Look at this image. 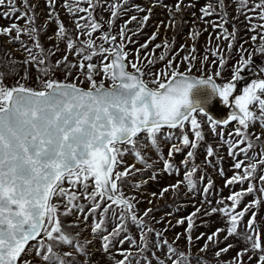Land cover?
I'll return each mask as SVG.
<instances>
[{
	"label": "snow or ice",
	"instance_id": "6c2138e0",
	"mask_svg": "<svg viewBox=\"0 0 264 264\" xmlns=\"http://www.w3.org/2000/svg\"><path fill=\"white\" fill-rule=\"evenodd\" d=\"M199 3L44 0L45 19L38 24V4L0 0V18L10 21L0 25L5 38L0 45V264H209V252L214 264H264V230L256 211L264 207V79L234 95L252 57L264 55V0H205L199 15L191 12V45L176 48L175 35H162L161 29L186 23L182 14ZM157 7L168 19L158 21L141 43ZM240 16L256 47L249 52L244 40L230 77H223L227 60L221 44L227 41L231 51L237 39L233 21ZM197 22L204 27L196 28ZM51 24L55 28L47 35ZM209 28L201 55L196 44ZM5 45H17L22 59L13 58ZM216 97L233 108L226 119L208 111ZM233 122L225 138L223 128ZM205 127L219 138L215 147L207 142ZM224 147L233 159L231 177L218 167ZM208 167L225 178V187L247 183V188L213 204ZM166 176L175 182L147 190ZM181 194L194 210L158 217L169 197ZM247 196L252 199L241 207ZM215 215L224 226L194 237ZM178 227L183 231L169 240L167 234ZM230 251L235 255L222 259Z\"/></svg>",
	"mask_w": 264,
	"mask_h": 264
},
{
	"label": "rangeland",
	"instance_id": "374dc122",
	"mask_svg": "<svg viewBox=\"0 0 264 264\" xmlns=\"http://www.w3.org/2000/svg\"><path fill=\"white\" fill-rule=\"evenodd\" d=\"M138 2H139V0H138ZM164 2L167 4H173L175 2V0H164ZM204 2H205V0H200V3L197 4L196 9H191V10L186 9L185 10V12L182 14V18H183V21H186V23H178L174 30H167L166 31L163 28L161 29L162 35H164L166 33L169 38H171L173 35H175V38H176L175 47L176 48H179V46L183 43H188L189 45H191L192 41L188 39L189 30H190V28L193 27V25L191 23V21H192L191 12L197 11V15H199L198 8L201 5H203ZM30 3L38 4L36 11L38 13H40V15H39L37 23L38 24L43 23L44 19H45V14H46V8L44 5V0H30ZM229 11L231 12V9H229ZM103 15L105 17H107V13H104ZM232 15H237V14L232 13ZM61 18L64 20L67 27H69L70 29L73 27L72 24L69 23L68 17L66 15H64L62 13ZM167 19H168V13L165 9L160 8V7L155 8L153 18L149 22V25L144 30L145 34L139 38L140 42L143 43L146 36L151 34V32L154 30L153 26L158 21H160V20L167 21ZM177 20L178 21L181 20V14H177ZM9 23H10L9 20H5V19L0 18V25H7ZM20 23L23 24V21H20ZM233 23L235 24V27L237 29V39L233 44V48L229 52L227 50V41H223L221 44V46L225 49V51L222 54L225 56V58L227 60L226 68L222 72L223 77H230V75H231L230 69L240 59L241 53L239 51V48H240V45L243 43L244 40H248V43L244 44L243 46H244V48L248 49L249 52H253L255 50V47H256V45H254L250 40V37L254 33L246 30V26H247L248 22L244 19V17L240 16L239 19L234 20ZM254 23H258V21H254ZM195 27L198 29H202L204 26L200 22H197ZM54 28H55L54 24L49 25L47 35H51ZM231 31H232V27L229 26V32H231ZM209 32H212L211 28L208 29V32H203L202 35L198 38V42L196 44V47H197V49L201 55H203V53H204V46H205V43L208 39ZM41 39H42V42L47 47L48 43H49L47 41V36H42ZM159 42H160V40L158 39L155 43H159ZM4 43H5V38L0 36V45H3ZM213 43H215V40H213ZM258 43H259V41H257V44ZM5 47L11 50V54H12L13 58L22 59L20 52L15 50L17 45H5ZM63 48H64V45L61 44V49H63ZM159 52H160V50H157V55L159 54ZM59 55H63V52L59 53ZM182 55H183V53H182ZM244 55H245V58H247V53H245ZM3 56H4V52L0 51V57H3ZM69 58L72 59V57H69ZM252 59H253V63L257 64L260 68L264 67V55H262L260 53H256L252 57ZM158 67H159V65H158ZM196 74L200 75L199 73H196ZM215 78L218 80L219 83L223 82V80L221 78H219V77H215ZM14 79H15V77H12L9 80H7L6 83H12V81ZM29 83L31 84V81H29ZM234 126L235 125L233 122V123L229 124L226 128H223V131L225 133V138H227L228 131H231ZM219 130L220 129H218V131ZM257 130H258V125H257ZM205 133H206V137H207V142L211 143L215 147L216 144L219 143V138L214 137L213 134L211 133V131L207 127H205ZM167 150H168L167 149V143L165 142V145H164L165 155L167 154ZM256 150L259 151V148H257ZM220 155L223 156V160L221 162H219L218 167H222L224 169L226 177H231L233 175V168H232L233 159L227 155V148L226 147H224L220 150ZM239 158L243 159L244 157L241 155ZM180 159H182V157L177 155L176 156L177 163L179 162ZM203 159H204V148L202 147L199 150V154H198L196 162L199 164ZM125 160L128 161L129 163L133 162V159L131 156H125ZM137 166L139 167V165H137ZM206 171H207L208 176L211 177V179L215 183V188L211 191V194L209 196V199H211L213 201V204H215L216 200L221 199L222 197H227L232 191H240L242 187L247 188V183H245L243 186L237 184V185H233L230 187H225L224 186L225 178L219 176L216 169H214L212 167H208L206 169ZM175 179H176L175 177H167L166 176V177H164V179H162L160 181V184H156L154 182L150 183L147 190L150 192V191L155 190L156 188L160 187L162 184L175 182ZM174 199L178 201L177 205H175V206H173V203H172ZM200 199H201V197L197 196L196 202L198 203ZM251 199H252V196L245 197L244 202L241 205V207H243L244 204H247ZM157 203L164 204L165 202L164 201H157ZM167 205H168V207L162 208L161 211L157 214L158 217L163 216L164 213L167 211H172L174 213V217H179V216H185L194 210L192 207V203L190 202L189 198L185 197L183 194H181L178 197H176V196L169 197V199L167 201ZM140 207L144 208V207H147V205L141 204ZM176 207H180L181 210L179 212H177ZM256 211L258 213V217H257L258 225L262 230H264V207H260L259 209H256ZM207 219H208V224L206 226H203V227H198L193 233L194 237L196 235H198L200 232H209L210 233L211 231L215 230V228L224 226V222L219 215H215V216L209 217ZM246 220H247V217H245V221ZM173 223H175V218H173ZM197 223L199 224L200 221H198ZM182 231H183V227L175 228L174 230L170 231L167 234V238L169 240H171L173 235L176 232H182ZM228 242L236 243L238 248L242 247V245L237 240L230 239ZM202 243H203V241L199 242V244H202ZM221 246H223V244ZM125 247H127V245H125ZM179 247L182 250L185 248V240L183 238L179 242ZM192 251L195 252L196 248H193ZM201 255H203V254H201ZM233 255H235V251H230L227 254V256L223 257L222 259H228ZM207 259L209 261V264H214V261H212L211 252H209L207 254Z\"/></svg>",
	"mask_w": 264,
	"mask_h": 264
},
{
	"label": "water",
	"instance_id": "95a60500",
	"mask_svg": "<svg viewBox=\"0 0 264 264\" xmlns=\"http://www.w3.org/2000/svg\"><path fill=\"white\" fill-rule=\"evenodd\" d=\"M260 67L253 63L251 67L245 69L242 73L243 79L237 85V91L234 95H239L242 93L244 87L251 83L254 79H264V73L260 71ZM199 77L198 74H196ZM215 78V77H214ZM216 79V78H215ZM217 80V79H216ZM218 82V80H217ZM219 83V82H218ZM230 98V102H231ZM208 111L215 119L223 120L228 117V115L233 111V108L230 106L224 105L219 97H216L208 105ZM231 124V123H230Z\"/></svg>",
	"mask_w": 264,
	"mask_h": 264
}]
</instances>
